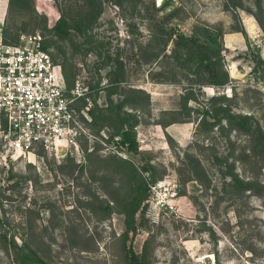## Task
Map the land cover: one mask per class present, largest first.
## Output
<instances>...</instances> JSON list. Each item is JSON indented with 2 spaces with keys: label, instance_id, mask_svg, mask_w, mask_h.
Instances as JSON below:
<instances>
[{
  "label": "rangeland",
  "instance_id": "374dc122",
  "mask_svg": "<svg viewBox=\"0 0 264 264\" xmlns=\"http://www.w3.org/2000/svg\"><path fill=\"white\" fill-rule=\"evenodd\" d=\"M33 2L38 12L47 17L48 27L53 26L61 15L57 1ZM152 2L158 8V0H134L124 7L107 1L90 31L92 49L85 50L87 44L81 45L85 40L81 37L77 38L78 52L64 42L67 57L75 66L76 79L80 64L86 70L83 81L91 90L92 105L95 99L100 105L105 103L104 89L110 84L107 74L120 64L125 71V80L118 83L120 90L132 86L151 94L150 106L139 112L137 134L147 138V145L140 150L148 153L159 170L165 172L157 182V192L150 193L144 212L146 223L134 237V249L141 251L145 240L152 237L154 264H264V189L258 194L248 192L243 199L225 196L222 174L215 161V155L226 156L232 149L237 155L242 154L248 137L231 131L232 145L218 128L208 131L200 125L202 111L205 106L211 107L212 96L236 95L231 102L233 111L253 115L264 130V72H254L245 36L236 31L243 27L252 48H259L264 58V27L255 16L264 21V0H170L169 6L179 12L167 19L168 27L176 26L190 35L198 26H222L225 35H242L244 42L233 38L231 48L227 47L224 35L222 56L230 75L228 83L234 84L231 91L227 90L228 83H197V75L188 66H180L168 56L171 45L155 57L159 43L154 39V22L167 11L165 8L156 13ZM3 25L20 36L39 32L49 38L47 32L35 27L27 13L18 9H7V17L0 26ZM23 26L26 30L21 29ZM50 51L59 55L54 47ZM190 91L200 102H189L194 108L191 120L166 127L157 123L172 120L174 110L179 111L178 118L185 119L188 115L180 112V101L182 94ZM113 98L118 100L121 96L116 94ZM88 114L92 118L89 111ZM89 132L79 140L80 152L70 149L66 155L56 157L40 151L32 161L22 159L0 167L1 170L12 165L14 172L30 176L27 183L10 192L12 204L7 206V214L17 220L31 215L36 218L35 238L31 240L34 246L45 242L43 249L51 245L50 257L47 254L49 264H124L120 239L124 216L113 213L101 218V213L93 209L100 211L97 196L107 198L105 189L122 183L102 159L109 154L126 157V153L118 147V136L109 141L106 128L97 135L89 126ZM97 145L100 149L95 151L92 163L87 153L96 150ZM187 153L201 159L209 186L189 173L183 164ZM236 166L243 177L256 176L264 184V167L252 161H237ZM99 176L105 181L97 180ZM183 189L185 194L180 193ZM7 240L0 227V264H11Z\"/></svg>",
  "mask_w": 264,
  "mask_h": 264
},
{
  "label": "trees",
  "instance_id": "16d2710c",
  "mask_svg": "<svg viewBox=\"0 0 264 264\" xmlns=\"http://www.w3.org/2000/svg\"><path fill=\"white\" fill-rule=\"evenodd\" d=\"M56 1L61 15L51 27H48L47 17L38 12L33 0H8L7 9L8 11L18 9L20 12L27 13L34 20L35 27L41 28L49 34V38L44 35L43 47L49 52H51V47L58 50L59 55H54L53 52L51 54L57 62L61 63L65 85L70 90L74 86L76 72L75 66L67 57V48L64 42L69 43L74 52H78L80 46L77 45V38L81 37L85 39L81 45L87 44L85 50L92 49L94 40L90 31L102 15L105 3L113 1L116 5L124 7L125 3L133 4L134 0ZM169 4L170 0H167L157 8L156 2H152L156 13L167 8ZM178 12L179 9L174 8L170 12H166L163 17L155 19L154 26L157 31L154 33V39L159 43L158 51L154 54L155 57L157 58L171 45L168 56L178 65L188 66L190 71L197 75V83L215 86L228 83L230 75L225 69L222 56L226 30L222 26H198L189 35L180 31L176 26L168 27L166 24L167 19L175 17ZM255 16L259 18L261 26L264 27V21L261 17L256 14ZM21 29L26 30L25 26ZM236 31H241L245 36L250 56L254 62V72L259 69L264 72V58L260 49L252 48L248 34L243 27L239 26ZM3 34L7 42L18 43L20 39L19 33L10 32L4 25ZM107 75L110 84L104 89L106 91L105 103L100 105L96 99L94 100L89 110L92 121L88 123V126L97 135L100 134L102 129L106 128L110 134L109 141L118 136V147L126 153V157L109 154L107 158L102 159L107 162L111 172L120 177L122 183L119 187L111 190L105 189L107 198L97 196L96 198L100 202L98 204L100 211L95 208L93 211L97 214L101 213V218H108L113 213L124 216V231L120 235L124 264H154L151 250L152 237L145 240L143 248L139 252L134 249L133 245L134 237L146 223L144 212L148 206L147 201L150 198L151 185L161 180L165 172V170H159L148 153L140 150L137 140V126L141 122L139 112L150 106L151 94L144 88L132 86L120 90L118 83L125 80V71L121 64L117 70H110ZM116 94H119L121 98L115 100L113 96ZM235 96H212L210 99L211 107L205 106V108L203 106L200 125L208 131L218 128L221 133L228 137L230 143H232L230 139L231 131H237L248 137V146L242 154L237 155L235 149H232L226 156L215 155V161L219 164L223 178V194L225 196L229 195L231 199H243L248 192L249 194H258L264 189V184L256 176L243 177L237 171L236 166L237 161L243 163L252 161L255 165H260V168L264 167V130L253 115L233 111L231 102ZM191 100L199 102L194 92L190 91L182 94L180 112L187 113L188 116L185 119L178 118L179 111L174 110L171 112L174 115L172 120H161L157 123L166 127L175 122L191 120L190 112L194 110L189 105ZM86 104V100L82 99L79 108L84 107ZM99 149L100 147L97 145L96 150L94 148L87 153L92 163L96 158L95 151H99ZM70 160L73 161L75 166L77 165L73 159L70 158ZM183 164L187 166L194 179L207 186L210 185L209 177L198 156L187 153ZM5 172H7L6 176L4 175ZM93 178H95L94 174ZM29 179V175L14 172L12 165L1 168L0 227L5 230V237L8 239L11 264H49L47 254L50 257L51 245L47 244L48 248L43 249L42 246L45 242H38L36 243L37 246H34L31 240V238L33 240L35 238L36 218L31 215L30 218L23 217L17 220L7 214V206L12 204L10 192L17 189L19 185L27 183ZM97 180L105 181L100 176L97 177ZM6 182L9 184H6ZM180 193L185 194V189L181 190Z\"/></svg>",
  "mask_w": 264,
  "mask_h": 264
},
{
  "label": "built area",
  "instance_id": "2783aa9c",
  "mask_svg": "<svg viewBox=\"0 0 264 264\" xmlns=\"http://www.w3.org/2000/svg\"><path fill=\"white\" fill-rule=\"evenodd\" d=\"M43 42L39 32L7 42L0 26V167L32 161L40 151L56 157L70 149L80 152V138L90 133L91 90L84 86L83 64L74 86L67 89L61 63ZM226 86L231 91L234 84ZM82 99L87 104L79 108ZM137 140L140 148L147 145L140 133ZM157 186L151 185V195Z\"/></svg>",
  "mask_w": 264,
  "mask_h": 264
},
{
  "label": "crops",
  "instance_id": "0c3cea01",
  "mask_svg": "<svg viewBox=\"0 0 264 264\" xmlns=\"http://www.w3.org/2000/svg\"><path fill=\"white\" fill-rule=\"evenodd\" d=\"M7 7H8V0H0V24H3L4 21H5V18H6V15H7ZM235 34L236 35H234V36L228 35V34L225 35L226 36L225 41H226L227 47L231 48V46L233 44V42H232L233 38L244 42V39L241 40L242 39V35L241 34H238V33H235ZM234 73L235 74L237 73L236 69H235ZM232 76H233V74H232ZM151 101H152V98H151Z\"/></svg>",
  "mask_w": 264,
  "mask_h": 264
},
{
  "label": "water",
  "instance_id": "95a60500",
  "mask_svg": "<svg viewBox=\"0 0 264 264\" xmlns=\"http://www.w3.org/2000/svg\"><path fill=\"white\" fill-rule=\"evenodd\" d=\"M167 0H158V7H160L162 4H164L165 2H166ZM174 9V7H172V6H168L167 8H166V11L167 12H170L171 10H173Z\"/></svg>",
  "mask_w": 264,
  "mask_h": 264
}]
</instances>
